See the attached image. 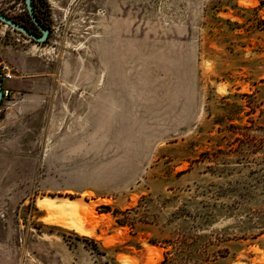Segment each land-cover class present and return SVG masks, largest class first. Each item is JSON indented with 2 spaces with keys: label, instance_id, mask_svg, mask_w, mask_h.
<instances>
[{
  "label": "rangeland",
  "instance_id": "rangeland-1",
  "mask_svg": "<svg viewBox=\"0 0 264 264\" xmlns=\"http://www.w3.org/2000/svg\"><path fill=\"white\" fill-rule=\"evenodd\" d=\"M36 1L44 44L0 23V264H264V0Z\"/></svg>",
  "mask_w": 264,
  "mask_h": 264
},
{
  "label": "bare ground",
  "instance_id": "bare-ground-1",
  "mask_svg": "<svg viewBox=\"0 0 264 264\" xmlns=\"http://www.w3.org/2000/svg\"><path fill=\"white\" fill-rule=\"evenodd\" d=\"M32 49L36 52L44 50L37 44H33ZM60 202H61L60 204L59 203L57 204L56 200L51 198H44L40 201V203L43 206H46V209L48 208L50 211H52V215H51L52 218L50 219V222L59 224L69 229H75L80 234L81 233L85 234V232L87 231L86 230L87 227H85L86 224L84 223L91 220L94 217L92 208H90L92 206L89 207L87 205L88 203L87 204L84 203L82 199L81 200L79 199L78 201H72L70 199H62ZM48 209L47 211H49ZM47 222H49V220Z\"/></svg>",
  "mask_w": 264,
  "mask_h": 264
},
{
  "label": "water",
  "instance_id": "water-1",
  "mask_svg": "<svg viewBox=\"0 0 264 264\" xmlns=\"http://www.w3.org/2000/svg\"><path fill=\"white\" fill-rule=\"evenodd\" d=\"M25 5L30 19L32 20L34 25L38 28V30L42 33V35H36L32 33L24 25L18 23L13 18L1 12H0V23L9 26L13 30L27 37L29 40L36 42L37 44H44L49 39V29L45 27L42 24V22L38 19L34 10L33 0H25ZM3 101H4V87H3V82L0 79V107L3 104Z\"/></svg>",
  "mask_w": 264,
  "mask_h": 264
},
{
  "label": "built area",
  "instance_id": "built-area-1",
  "mask_svg": "<svg viewBox=\"0 0 264 264\" xmlns=\"http://www.w3.org/2000/svg\"><path fill=\"white\" fill-rule=\"evenodd\" d=\"M0 70H1L0 79L2 80L3 83L12 78V75L10 73H5L3 69H0ZM9 92L10 91L8 89L4 88V99L8 96Z\"/></svg>",
  "mask_w": 264,
  "mask_h": 264
},
{
  "label": "trees",
  "instance_id": "trees-1",
  "mask_svg": "<svg viewBox=\"0 0 264 264\" xmlns=\"http://www.w3.org/2000/svg\"><path fill=\"white\" fill-rule=\"evenodd\" d=\"M37 1L36 0H33V5H34V10H35V13L38 17V19L42 22V24L47 27L45 21L41 18V16L39 15V10H38V6H37ZM34 25V24H33ZM48 28V27H47Z\"/></svg>",
  "mask_w": 264,
  "mask_h": 264
},
{
  "label": "flooded vegetation",
  "instance_id": "flooded-vegetation-1",
  "mask_svg": "<svg viewBox=\"0 0 264 264\" xmlns=\"http://www.w3.org/2000/svg\"><path fill=\"white\" fill-rule=\"evenodd\" d=\"M32 21V20H31ZM33 23V22H32ZM34 24V23H33ZM34 27L37 29L36 30H32V29H29L32 33L36 34V35H42V33L38 30V28L34 25ZM27 28V27H26ZM28 29V28H27ZM50 30H49V36H50Z\"/></svg>",
  "mask_w": 264,
  "mask_h": 264
}]
</instances>
